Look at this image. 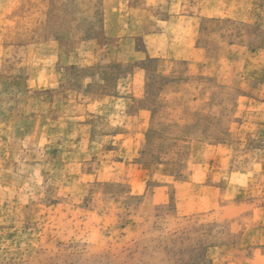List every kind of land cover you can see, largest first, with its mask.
I'll use <instances>...</instances> for the list:
<instances>
[{"label":"rangeland","instance_id":"374dc122","mask_svg":"<svg viewBox=\"0 0 264 264\" xmlns=\"http://www.w3.org/2000/svg\"><path fill=\"white\" fill-rule=\"evenodd\" d=\"M5 1L0 264H264V0L202 23L211 78L111 62L99 0Z\"/></svg>","mask_w":264,"mask_h":264},{"label":"crops","instance_id":"0c3cea01","mask_svg":"<svg viewBox=\"0 0 264 264\" xmlns=\"http://www.w3.org/2000/svg\"><path fill=\"white\" fill-rule=\"evenodd\" d=\"M5 2L9 5L14 0ZM98 8L102 10L100 18L107 36L118 39L111 62L122 65L132 58L187 62L200 67L209 78L216 76L218 62L199 43L202 23L235 19L239 10L237 0H99ZM80 48L79 61L84 62L94 50ZM54 54L50 53L52 59ZM124 100L127 99L113 97V101ZM131 115L129 118L136 122L131 132L138 133L142 122L148 124L151 111L143 108ZM229 190L227 186L223 194L226 196Z\"/></svg>","mask_w":264,"mask_h":264}]
</instances>
